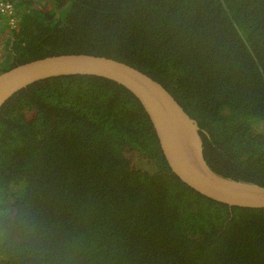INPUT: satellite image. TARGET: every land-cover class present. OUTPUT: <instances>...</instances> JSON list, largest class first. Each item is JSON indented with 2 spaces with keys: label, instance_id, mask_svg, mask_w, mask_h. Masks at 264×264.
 <instances>
[{
  "label": "trees",
  "instance_id": "1",
  "mask_svg": "<svg viewBox=\"0 0 264 264\" xmlns=\"http://www.w3.org/2000/svg\"><path fill=\"white\" fill-rule=\"evenodd\" d=\"M11 1L0 73L64 53L123 61L196 120L213 170L264 186V0ZM0 264H264V208L180 181L123 85L48 77L0 107Z\"/></svg>",
  "mask_w": 264,
  "mask_h": 264
},
{
  "label": "water",
  "instance_id": "2",
  "mask_svg": "<svg viewBox=\"0 0 264 264\" xmlns=\"http://www.w3.org/2000/svg\"><path fill=\"white\" fill-rule=\"evenodd\" d=\"M76 74L113 80L139 100L169 169L184 184L230 207L264 208V186L213 170L204 157L196 120L157 79L123 61L104 55L64 53L17 64L0 73V107L15 92L35 81Z\"/></svg>",
  "mask_w": 264,
  "mask_h": 264
},
{
  "label": "built area",
  "instance_id": "3",
  "mask_svg": "<svg viewBox=\"0 0 264 264\" xmlns=\"http://www.w3.org/2000/svg\"><path fill=\"white\" fill-rule=\"evenodd\" d=\"M20 15L11 0H0V38H7L9 32H3L1 30L2 21L5 23L8 31H14L18 27V22H20Z\"/></svg>",
  "mask_w": 264,
  "mask_h": 264
},
{
  "label": "rangeland",
  "instance_id": "4",
  "mask_svg": "<svg viewBox=\"0 0 264 264\" xmlns=\"http://www.w3.org/2000/svg\"><path fill=\"white\" fill-rule=\"evenodd\" d=\"M17 10V9H16ZM1 30L3 31V32H8V29H7V27H6V25H5V23L2 21V23H1ZM4 39H2V38H0V65L1 64H3V59H4V55H3V52H4V50H5V48H6V43H5V45H3V41ZM23 118H25L26 120H31L32 119V114H30V113H24L23 115ZM126 156H127V154H126Z\"/></svg>",
  "mask_w": 264,
  "mask_h": 264
},
{
  "label": "clouds",
  "instance_id": "5",
  "mask_svg": "<svg viewBox=\"0 0 264 264\" xmlns=\"http://www.w3.org/2000/svg\"><path fill=\"white\" fill-rule=\"evenodd\" d=\"M8 38V37H7ZM2 39H4L3 41V45H5V43H6V38H2Z\"/></svg>",
  "mask_w": 264,
  "mask_h": 264
}]
</instances>
